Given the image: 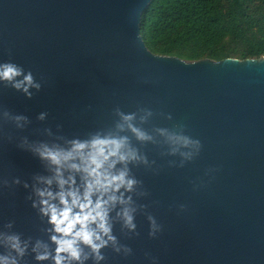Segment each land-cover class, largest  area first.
I'll return each instance as SVG.
<instances>
[{"label":"water","instance_id":"95a60500","mask_svg":"<svg viewBox=\"0 0 264 264\" xmlns=\"http://www.w3.org/2000/svg\"><path fill=\"white\" fill-rule=\"evenodd\" d=\"M151 1L0 0V65L21 70L0 79V255L54 264L37 189L59 191L58 166L42 151L123 137L121 152L135 158L111 171L135 183L112 193L125 201L109 205L115 242L100 260L81 244V261L69 264H264V57L153 54L140 35ZM71 163L80 157L63 162L60 177L82 191L84 174ZM10 235L27 245L23 256L5 243ZM37 241L47 249L33 251ZM45 250L49 258L37 260Z\"/></svg>","mask_w":264,"mask_h":264},{"label":"clouds","instance_id":"9594fccd","mask_svg":"<svg viewBox=\"0 0 264 264\" xmlns=\"http://www.w3.org/2000/svg\"><path fill=\"white\" fill-rule=\"evenodd\" d=\"M20 72L21 70L13 64L0 65V79L2 80L13 81V78L20 75ZM24 80L31 84V74L25 75ZM14 87L20 88L21 83L16 82ZM25 91H27L26 88ZM122 119L127 122L132 119V116L123 115ZM128 127L139 139H148L143 132L131 124H128ZM170 138L185 145L189 143L186 137L173 136ZM125 141L126 138L123 137H94L88 142L74 141L72 149L68 151L45 149L40 153L42 157L49 159L58 166L59 191L53 193L47 188L37 189V194L41 197L40 211L48 217V222L53 226L52 231L55 233L50 237L52 242L56 244L55 254L52 256L54 264L81 261L83 251L80 247L81 244L87 245L95 258L100 260L103 257L100 255L99 249L104 247L109 240L115 242V238L110 235L109 205L116 201H120V203H125V201L112 193L118 191L122 186L130 190L135 183V181L125 178V171H119L115 174L111 171L117 161L135 158V152L132 150L127 153L121 152V149L125 147ZM85 149H87L86 153L84 152ZM74 156H79L81 163H71L68 167L84 174L82 191L73 187L75 181L72 176L65 180L59 174V166ZM47 183L51 184V180ZM66 184L68 185L67 188H65ZM93 196L96 197L95 200H93ZM53 201H58V204ZM123 216L128 227H134L128 209L124 210ZM104 236H107V240L102 238ZM5 243L16 252L17 256H23L27 245L21 246L18 236H6ZM39 247L47 249V245H42L41 242L37 241L33 251ZM48 258L49 253L46 250L43 253L38 252L36 255L37 260ZM83 258L86 259L87 254ZM0 264H17V258L10 255H0Z\"/></svg>","mask_w":264,"mask_h":264},{"label":"trees","instance_id":"16d2710c","mask_svg":"<svg viewBox=\"0 0 264 264\" xmlns=\"http://www.w3.org/2000/svg\"><path fill=\"white\" fill-rule=\"evenodd\" d=\"M140 35L150 52L186 61L264 57V0H152Z\"/></svg>","mask_w":264,"mask_h":264}]
</instances>
